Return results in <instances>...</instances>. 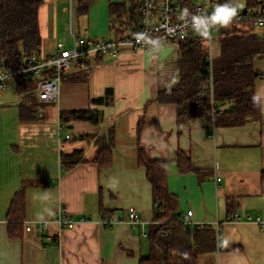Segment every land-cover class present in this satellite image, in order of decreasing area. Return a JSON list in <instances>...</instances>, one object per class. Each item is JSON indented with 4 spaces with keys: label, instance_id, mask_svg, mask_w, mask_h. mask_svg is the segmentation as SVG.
Instances as JSON below:
<instances>
[{
    "label": "crops",
    "instance_id": "crops-1",
    "mask_svg": "<svg viewBox=\"0 0 264 264\" xmlns=\"http://www.w3.org/2000/svg\"><path fill=\"white\" fill-rule=\"evenodd\" d=\"M249 1L239 0L238 9L264 11V0L254 7ZM125 2L90 0L88 10L75 17L77 35L117 39L111 6ZM68 6L69 0H45L39 12L41 53L53 54L57 42L69 37ZM124 20L127 29L138 28L129 17ZM255 33L264 41L263 29ZM213 38L218 53L206 42L212 62L222 54L217 31ZM180 57L176 43L155 50L122 48L116 59L74 66L54 103L39 100L33 81V89L21 90L11 81L0 91V264H140L158 212L142 153L164 163L177 210L183 217L193 212L191 226L216 229L217 250L209 264H264V56L254 62L262 76L254 84L261 113L239 127L216 126L207 116L180 125L178 106L157 100L180 82ZM100 98L106 103L95 102ZM84 109L101 111L100 124L60 119L62 112ZM108 145L112 164L100 165L97 157ZM78 150L87 162L65 171L62 156ZM131 207L141 227L128 223ZM61 212L77 221L73 228L52 223L46 232L38 230ZM106 218L110 227L102 225Z\"/></svg>",
    "mask_w": 264,
    "mask_h": 264
},
{
    "label": "trees",
    "instance_id": "trees-1",
    "mask_svg": "<svg viewBox=\"0 0 264 264\" xmlns=\"http://www.w3.org/2000/svg\"><path fill=\"white\" fill-rule=\"evenodd\" d=\"M178 1L180 16L184 9L192 13L196 6L191 0ZM127 2L132 7L129 12ZM212 2L222 3L223 0ZM232 2L235 3V0ZM44 3L45 0H0L1 70L23 68L33 55L41 52L39 12ZM258 3L259 0L249 1L250 7H254L253 4L258 6ZM74 4L76 17L77 12L83 14L88 10L90 0H78ZM139 9L140 0H126L111 6L114 16L112 28L118 38L128 30L129 24L124 19L129 17L131 23L135 22L140 27ZM255 28L249 23L233 22L228 28L219 29L222 54L213 62L206 46L207 40L195 37L191 31L188 38L181 41L178 63L181 80L174 87L160 92L157 98L160 102H173L178 106L180 125L187 120L207 116L216 126L239 127L248 119L260 115L261 102L255 96L254 84L262 76L255 72L254 62L264 56V41L255 33ZM31 83H19V86L21 90L33 89ZM110 93L108 91V95ZM95 102L103 104L106 100L100 98ZM225 103L231 104L230 109L216 111ZM60 119L98 125L102 121V113L95 109L73 110L62 112ZM111 152L110 145L102 148L97 157L100 165L112 164ZM179 156L180 160L183 159L182 154ZM62 158L65 171L87 162L79 150L64 154ZM141 162L147 168L160 212H157L148 233L149 253L142 257L140 264H209V257L217 250L216 229L212 225L185 226L183 215L177 210V197L169 191L164 163L150 161L143 153Z\"/></svg>",
    "mask_w": 264,
    "mask_h": 264
},
{
    "label": "built area",
    "instance_id": "built-area-1",
    "mask_svg": "<svg viewBox=\"0 0 264 264\" xmlns=\"http://www.w3.org/2000/svg\"><path fill=\"white\" fill-rule=\"evenodd\" d=\"M213 8L196 5L192 13H210ZM75 4L69 0L68 12L70 21L68 24L69 37L57 42L55 52L51 55L39 53L33 55L23 68L10 67L0 71V91L8 88L11 81L17 83L36 82L38 98L42 103H54L58 100L60 85L63 80L77 67H86L98 59H116L121 54L122 48L132 51L155 50L167 43L180 44L188 38L191 32L190 26H185V19L180 16L178 0H140L139 21L140 27L128 29L118 39H97L88 41L78 36L75 31ZM235 23H249L257 28L264 29V11H240ZM143 36L144 39L138 37ZM69 38L72 46H68ZM77 63V64H76ZM76 64V65H75ZM75 66V67H74ZM218 112L224 109L219 107ZM63 129L61 128L60 131ZM67 138H71L70 135ZM220 180V179H219ZM160 212V210H158ZM128 223L135 227H141L144 222L135 208L128 209ZM193 212L189 211L183 217L185 226L192 225ZM55 223L61 229L73 228L77 221L70 215L61 212L56 219L40 223L38 230L46 232L50 225ZM112 221L105 219L104 227H110ZM27 231L32 230L30 223L26 225Z\"/></svg>",
    "mask_w": 264,
    "mask_h": 264
},
{
    "label": "clouds",
    "instance_id": "clouds-1",
    "mask_svg": "<svg viewBox=\"0 0 264 264\" xmlns=\"http://www.w3.org/2000/svg\"><path fill=\"white\" fill-rule=\"evenodd\" d=\"M239 9L232 0H223L217 3L210 13H191L184 9L181 17L185 19V26H190L192 34L200 39L207 40L209 50L219 51V43L214 40V31L228 28L238 16ZM144 39L143 36L138 37Z\"/></svg>",
    "mask_w": 264,
    "mask_h": 264
},
{
    "label": "rangeland",
    "instance_id": "rangeland-1",
    "mask_svg": "<svg viewBox=\"0 0 264 264\" xmlns=\"http://www.w3.org/2000/svg\"><path fill=\"white\" fill-rule=\"evenodd\" d=\"M239 0H235V4H236V2H237V6H238V8H242V6L240 5V3L238 2ZM201 3L202 4H204V0H201ZM246 11H248V10H246ZM245 11V12H246ZM257 28V27H256ZM259 29H261V28H259ZM0 71H1V68H0Z\"/></svg>",
    "mask_w": 264,
    "mask_h": 264
},
{
    "label": "water",
    "instance_id": "water-1",
    "mask_svg": "<svg viewBox=\"0 0 264 264\" xmlns=\"http://www.w3.org/2000/svg\"><path fill=\"white\" fill-rule=\"evenodd\" d=\"M159 209H160V204L157 205V210H159Z\"/></svg>",
    "mask_w": 264,
    "mask_h": 264
}]
</instances>
